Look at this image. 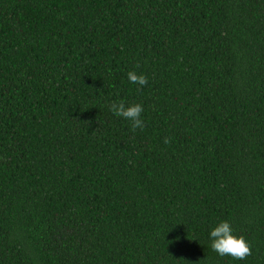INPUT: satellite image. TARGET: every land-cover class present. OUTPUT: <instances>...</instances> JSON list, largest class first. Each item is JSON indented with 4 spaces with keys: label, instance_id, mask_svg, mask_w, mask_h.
I'll use <instances>...</instances> for the list:
<instances>
[{
    "label": "trees",
    "instance_id": "trees-1",
    "mask_svg": "<svg viewBox=\"0 0 264 264\" xmlns=\"http://www.w3.org/2000/svg\"><path fill=\"white\" fill-rule=\"evenodd\" d=\"M0 264H264V0H0Z\"/></svg>",
    "mask_w": 264,
    "mask_h": 264
},
{
    "label": "clouds",
    "instance_id": "clouds-1",
    "mask_svg": "<svg viewBox=\"0 0 264 264\" xmlns=\"http://www.w3.org/2000/svg\"><path fill=\"white\" fill-rule=\"evenodd\" d=\"M137 67H139V65H137ZM127 75L129 81L139 85L140 88L148 84V79L143 74H137L135 71H129ZM140 88L137 90L139 91ZM110 110L117 117H123L124 119L131 121V130L133 132L137 129L143 130L145 127V123L141 118L144 111L141 104L126 106L123 101H120L119 103L113 102L110 106ZM170 142V139L166 137L164 143L167 144ZM210 238L212 240V250L217 252L220 256L227 255L236 260H245L252 254L250 244L243 236L237 237L233 234L232 227L228 221H223L213 228L210 232Z\"/></svg>",
    "mask_w": 264,
    "mask_h": 264
}]
</instances>
